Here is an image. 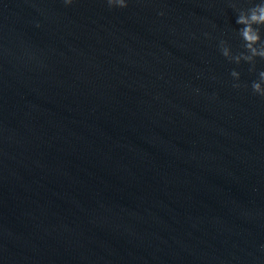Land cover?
<instances>
[{
  "label": "water",
  "instance_id": "1",
  "mask_svg": "<svg viewBox=\"0 0 264 264\" xmlns=\"http://www.w3.org/2000/svg\"><path fill=\"white\" fill-rule=\"evenodd\" d=\"M259 2L0 0V264H264Z\"/></svg>",
  "mask_w": 264,
  "mask_h": 264
},
{
  "label": "clouds",
  "instance_id": "2",
  "mask_svg": "<svg viewBox=\"0 0 264 264\" xmlns=\"http://www.w3.org/2000/svg\"><path fill=\"white\" fill-rule=\"evenodd\" d=\"M73 0H64V3L70 5ZM110 7L126 8L127 0H107ZM235 7V5H233ZM163 15V13H160ZM236 23L241 25L239 36L243 41L244 51L233 54L231 47L226 41L220 42L221 54L230 62L239 65L241 62L251 65L249 71H256L257 58L264 60V39H262L261 29L264 28V0L254 4L246 10H240L237 15ZM231 77L239 81L240 72L232 70ZM247 87V85H244ZM234 88H240L241 84L234 83ZM253 94L264 97V70L259 71L258 79L251 84Z\"/></svg>",
  "mask_w": 264,
  "mask_h": 264
}]
</instances>
